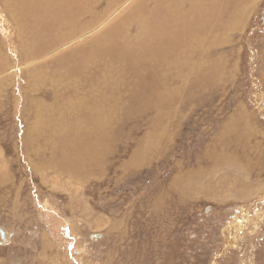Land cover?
Segmentation results:
<instances>
[{"label": "rangeland", "instance_id": "obj_1", "mask_svg": "<svg viewBox=\"0 0 264 264\" xmlns=\"http://www.w3.org/2000/svg\"><path fill=\"white\" fill-rule=\"evenodd\" d=\"M0 264H264V0H0Z\"/></svg>", "mask_w": 264, "mask_h": 264}, {"label": "water", "instance_id": "obj_2", "mask_svg": "<svg viewBox=\"0 0 264 264\" xmlns=\"http://www.w3.org/2000/svg\"><path fill=\"white\" fill-rule=\"evenodd\" d=\"M1 232H2V234L4 235L3 231H1Z\"/></svg>", "mask_w": 264, "mask_h": 264}]
</instances>
